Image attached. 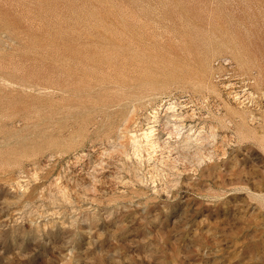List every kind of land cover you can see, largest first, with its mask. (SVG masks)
<instances>
[{"label": "rangeland", "instance_id": "1", "mask_svg": "<svg viewBox=\"0 0 264 264\" xmlns=\"http://www.w3.org/2000/svg\"><path fill=\"white\" fill-rule=\"evenodd\" d=\"M0 264H264V0H0Z\"/></svg>", "mask_w": 264, "mask_h": 264}, {"label": "bare ground", "instance_id": "2", "mask_svg": "<svg viewBox=\"0 0 264 264\" xmlns=\"http://www.w3.org/2000/svg\"><path fill=\"white\" fill-rule=\"evenodd\" d=\"M227 85V84H226ZM236 93V92H235ZM170 111H171V106H168L167 108H166V112L168 113H170ZM175 116V115H174ZM172 122V121H171ZM168 123V122H167ZM174 123V122H173ZM183 125H182V123H180V125H176V127H178L177 129H175V131L176 130H178V131H182L183 129H184V127H182ZM173 127H175L174 126V124H173ZM153 130V129H152ZM174 131V130H173ZM151 133V132H150ZM169 133V132H168ZM148 134V133H147ZM146 135V134H145ZM150 136H152V135H146V137H150ZM133 140H134V142L135 143H137V145H138V143H139V141L137 140V138L135 139V137L133 138ZM151 140V139H150ZM154 143V142H153ZM156 146V145H155Z\"/></svg>", "mask_w": 264, "mask_h": 264}]
</instances>
